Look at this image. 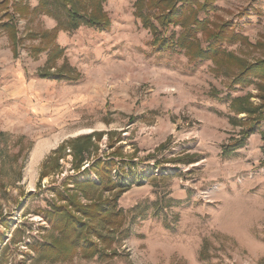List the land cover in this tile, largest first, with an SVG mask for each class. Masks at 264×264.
I'll list each match as a JSON object with an SVG mask.
<instances>
[{
	"label": "rangeland",
	"instance_id": "374dc122",
	"mask_svg": "<svg viewBox=\"0 0 264 264\" xmlns=\"http://www.w3.org/2000/svg\"><path fill=\"white\" fill-rule=\"evenodd\" d=\"M48 1L0 0V264H264V0Z\"/></svg>",
	"mask_w": 264,
	"mask_h": 264
},
{
	"label": "trees",
	"instance_id": "16d2710c",
	"mask_svg": "<svg viewBox=\"0 0 264 264\" xmlns=\"http://www.w3.org/2000/svg\"><path fill=\"white\" fill-rule=\"evenodd\" d=\"M57 2H55L56 4H60V2H62L61 4L63 5V7L66 10V16H67V23L64 24L63 20L61 19L60 15H56L53 13V11L51 10H45V12H49L52 15H54L55 19L58 20V24L57 26L52 30L53 35H56V33H58L61 30L64 31H72L75 29H78L79 26L84 23L87 25H90L91 27H97V28H103L104 26H108L110 24L109 19L107 17L106 14H103V5H102V0H88V2H90V5L95 6L97 8V11H95L94 9H92L93 11L90 14H87L86 12L81 11L80 9L76 8V5L74 4V1L72 0H56ZM87 1V0H86ZM48 0H39V5L37 8H35L34 10H39L42 11L44 10L46 7H48ZM50 3V2H49ZM64 3V4H63ZM189 0H183L182 1V5L180 7H178L174 0H137L136 2V12H137V16H139L140 18L143 19L144 25L145 26H149V27H154L153 23H152V11H154V9H157V11L155 10V14L154 17L163 25H170V23L175 22L174 19H179L180 17H182L184 15V7L189 5ZM70 5V8H68V5ZM66 6V7H65ZM20 11L24 12L25 10L27 11L28 9L30 10V6L28 7V4H25L24 6H22V8H20ZM28 10V11H29ZM99 11V12H98ZM98 14L101 15V17L97 16ZM105 18V19H104ZM10 24H6L3 23L2 25H0V28H3L4 26H8L9 27ZM12 25V24H11ZM157 30L155 29V43L158 44V46L162 47L163 45L166 44L167 47L173 46L175 45V42L173 40V38H167V37H160L157 34ZM13 39H16L15 34H13ZM14 51L15 54H17V47H14ZM253 71L250 67L248 68V71ZM244 73V72H243ZM264 108V106L262 107ZM260 120L264 119V110L261 111L260 113ZM96 133V132H94ZM248 134V133H247ZM113 160H111L110 162L112 163ZM108 162V170L105 171L106 174H108V176L111 175L112 169L114 167V164H112V166H109V164H111ZM136 166L137 164L134 163H130V161L127 163L125 162V165H121L119 166V168H114L116 169V174L120 175L121 172L126 174H130L133 175L136 172ZM113 169V170H114ZM111 177V176H110ZM123 181H125L124 179H120L119 182V186L121 187L123 190H127V187L123 186ZM112 185L116 184L115 181H112ZM99 206V205H96Z\"/></svg>",
	"mask_w": 264,
	"mask_h": 264
},
{
	"label": "bare ground",
	"instance_id": "6f19581e",
	"mask_svg": "<svg viewBox=\"0 0 264 264\" xmlns=\"http://www.w3.org/2000/svg\"><path fill=\"white\" fill-rule=\"evenodd\" d=\"M89 131H91V130L89 129ZM57 143H58V138L54 139L52 142L47 143V144H45L43 146H39L38 149L36 148L37 149V152L35 151L36 152L35 160L37 158H39L47 149H49L50 147H53Z\"/></svg>",
	"mask_w": 264,
	"mask_h": 264
}]
</instances>
